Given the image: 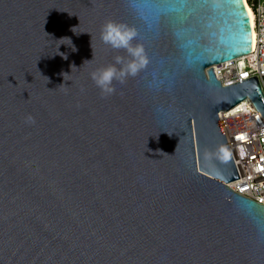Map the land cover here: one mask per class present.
<instances>
[{"label":"water","instance_id":"1","mask_svg":"<svg viewBox=\"0 0 264 264\" xmlns=\"http://www.w3.org/2000/svg\"><path fill=\"white\" fill-rule=\"evenodd\" d=\"M107 20L145 60L110 94ZM251 31L243 0H0V264H264L218 114L264 95L212 68Z\"/></svg>","mask_w":264,"mask_h":264},{"label":"built area","instance_id":"2","mask_svg":"<svg viewBox=\"0 0 264 264\" xmlns=\"http://www.w3.org/2000/svg\"><path fill=\"white\" fill-rule=\"evenodd\" d=\"M253 15L250 53L213 64L222 85L256 75L264 95V0H244ZM219 119L238 178L226 181L233 191L264 205V117L249 97L221 110ZM240 137H243L242 139Z\"/></svg>","mask_w":264,"mask_h":264},{"label":"clouds","instance_id":"3","mask_svg":"<svg viewBox=\"0 0 264 264\" xmlns=\"http://www.w3.org/2000/svg\"><path fill=\"white\" fill-rule=\"evenodd\" d=\"M134 36L135 33L132 30L113 20H107L102 25L100 33L101 40L114 49H125L131 57V59L125 61L123 57L116 56L115 64L97 69L91 74L92 79L97 87L101 89L102 93L110 94L114 90L112 87L113 80L123 82L126 76L135 75L138 69L143 67L145 60L142 48L140 46L134 47L130 43ZM70 46H72V50L75 48V46L71 44V40ZM61 54H63L64 59H67L66 53ZM116 65H120V67L117 68Z\"/></svg>","mask_w":264,"mask_h":264},{"label":"bare ground","instance_id":"4","mask_svg":"<svg viewBox=\"0 0 264 264\" xmlns=\"http://www.w3.org/2000/svg\"><path fill=\"white\" fill-rule=\"evenodd\" d=\"M244 1V0H243ZM244 4L246 6V9L248 11V14H249V17H250V24H251V29H252V33H251V36H252V46H253V43H254V31H253V15H252V12L251 10L248 8L247 4L245 3L244 1Z\"/></svg>","mask_w":264,"mask_h":264},{"label":"snow or ice","instance_id":"5","mask_svg":"<svg viewBox=\"0 0 264 264\" xmlns=\"http://www.w3.org/2000/svg\"><path fill=\"white\" fill-rule=\"evenodd\" d=\"M233 2H238V0H233ZM183 6V5H182ZM241 139L243 138V137H240Z\"/></svg>","mask_w":264,"mask_h":264}]
</instances>
